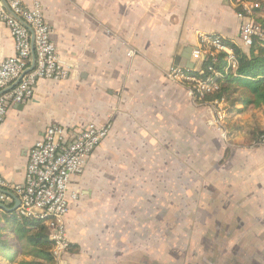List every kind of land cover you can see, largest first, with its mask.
<instances>
[{"label": "crops", "instance_id": "obj_1", "mask_svg": "<svg viewBox=\"0 0 264 264\" xmlns=\"http://www.w3.org/2000/svg\"><path fill=\"white\" fill-rule=\"evenodd\" d=\"M23 1L43 5L70 75L59 82L40 80L32 99L9 109L0 125L2 178L25 181L30 149L50 124L111 125L74 179L80 196L65 217L71 245L64 264H139L140 252L126 247L123 208L125 201L136 208L152 202V172L170 175L169 188L185 185L180 202L186 208H212L204 221L212 230L198 236L203 241L205 233L213 235L201 264H264V149L253 145L264 132V105L230 108L227 102L225 121L216 127L210 121L219 105L190 99L186 83L167 77L173 66L203 67L193 55L203 36L241 47L233 0ZM14 53V39L1 24L0 63ZM206 136L216 143L215 157L206 154ZM206 160L212 161L209 168ZM103 173L114 176L111 183H101ZM167 194L172 205L177 198L171 190ZM21 255L13 261L0 255V264L31 259ZM127 255L130 260H123Z\"/></svg>", "mask_w": 264, "mask_h": 264}, {"label": "built area", "instance_id": "obj_2", "mask_svg": "<svg viewBox=\"0 0 264 264\" xmlns=\"http://www.w3.org/2000/svg\"><path fill=\"white\" fill-rule=\"evenodd\" d=\"M258 3L241 2V47L249 49L257 39L264 41V26L254 18ZM9 29L15 43V53L0 63V125L15 103L24 104L33 98L40 80L64 81L70 75L53 39V27L46 20L43 5L35 1L28 6L23 0H0V25ZM220 51L227 52L232 66L233 52L221 37H201V45L194 50L197 60L205 61ZM212 73L203 77L204 70H190L173 66L167 73L171 82L186 83L188 96L202 101L208 93L218 89L220 73L212 66ZM218 104L212 125L220 126L227 108L225 99ZM111 125L89 123L80 128H67L58 123L46 127L43 136L30 149L23 183H8L0 175V204L14 207L19 217H29L47 226L52 252L58 264L70 248L65 217L73 201L80 196L74 179L81 176L95 150L109 136ZM225 136V135H224ZM264 149V133L253 141Z\"/></svg>", "mask_w": 264, "mask_h": 264}, {"label": "rangeland", "instance_id": "obj_3", "mask_svg": "<svg viewBox=\"0 0 264 264\" xmlns=\"http://www.w3.org/2000/svg\"><path fill=\"white\" fill-rule=\"evenodd\" d=\"M233 2L235 7L240 9L241 2L258 3L259 10H255L253 15L264 26V0H233ZM227 114L228 110L220 122L225 121ZM219 144L224 145L223 141H220ZM205 149L208 156L211 157L214 154L215 157L217 146L208 136H206ZM210 165H212V161L206 160L205 167L209 168ZM113 178L114 176L104 173L100 176L101 183H111ZM173 178L178 179L176 176ZM149 179H152V202L144 206L142 203L140 208L133 206L135 205L133 201L124 202L123 210L127 212V216L122 220V227L126 247L136 248L140 252L139 264H146V260L151 257L152 264H201L202 258L208 255L207 250L212 248L213 235L205 233L203 241L198 236L202 234V231L212 230L211 223H204L206 211H212V208H197L193 203L192 206L186 208L184 203L180 202L181 196H183L180 191L185 188V185L182 187L180 182H177V186L169 188L166 183L172 179L170 175L152 172V177ZM169 190L173 191L172 195L177 198L172 205L168 200L170 199V195L167 194ZM132 194L137 196L140 193ZM110 210L113 212V209ZM94 214L101 216L102 209H96ZM130 217L132 219L129 221ZM114 218L110 216L111 223L115 221ZM8 238L9 241L16 243L12 235H9ZM201 242L205 243V250L199 248ZM19 257L24 259L25 256ZM124 259L129 261L130 255L124 256Z\"/></svg>", "mask_w": 264, "mask_h": 264}, {"label": "trees", "instance_id": "obj_4", "mask_svg": "<svg viewBox=\"0 0 264 264\" xmlns=\"http://www.w3.org/2000/svg\"><path fill=\"white\" fill-rule=\"evenodd\" d=\"M223 41L232 50L236 65H231L230 55L225 51L204 61L203 77L212 74L210 66L220 76L217 78L218 89L206 94L202 101L225 99L230 108L236 104L248 107L264 105V41L256 39L248 51L233 41ZM261 133L264 132H258L256 136ZM10 234L17 238V243L9 241ZM19 253L31 257L30 260L20 261L21 264H58L45 224L29 217H19L16 211L0 208V255L13 261Z\"/></svg>", "mask_w": 264, "mask_h": 264}, {"label": "water", "instance_id": "obj_5", "mask_svg": "<svg viewBox=\"0 0 264 264\" xmlns=\"http://www.w3.org/2000/svg\"><path fill=\"white\" fill-rule=\"evenodd\" d=\"M189 50H190V49H189ZM193 65H194V63L191 62V63H189L187 66H188L189 68H193ZM18 206H19V201H18V200L16 201L14 207H7V206H5V205L0 204V208H1V209L10 210V211H16V209H17Z\"/></svg>", "mask_w": 264, "mask_h": 264}]
</instances>
